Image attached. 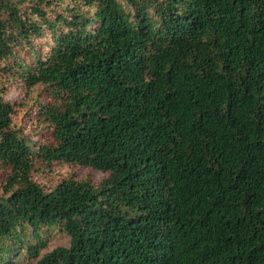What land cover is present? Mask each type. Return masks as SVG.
Here are the masks:
<instances>
[{"label":"trees","instance_id":"obj_1","mask_svg":"<svg viewBox=\"0 0 264 264\" xmlns=\"http://www.w3.org/2000/svg\"><path fill=\"white\" fill-rule=\"evenodd\" d=\"M0 172V264H264V0H0Z\"/></svg>","mask_w":264,"mask_h":264},{"label":"rangeland","instance_id":"obj_2","mask_svg":"<svg viewBox=\"0 0 264 264\" xmlns=\"http://www.w3.org/2000/svg\"><path fill=\"white\" fill-rule=\"evenodd\" d=\"M22 94H23L22 91L17 90L15 86L11 87L8 91L7 100L9 102L19 103L22 101L21 100ZM16 109L18 110V108ZM15 120L18 123L22 122L25 124V122L28 121V118L25 117V112L21 110L18 116L15 118ZM72 172H75L77 176H79L80 178L93 177V179L96 182H99L102 178L105 177V175H103L102 173L95 171V170H91L89 168L86 169V168L75 167L72 169V168L57 167L56 171L53 174H50L48 176L46 175L41 178L44 182H49V180H51L53 181V183L51 184H54L55 181L60 180L61 178L65 177L67 174H71ZM0 178H1V172H0ZM43 236L47 240V249L43 251V254L50 252L53 249L60 247V246L68 247L70 244V237L60 228L52 229L49 233H44ZM16 257L17 255L14 254L12 258L9 260L8 264H28L29 263L27 259H24L20 263L19 262L17 263Z\"/></svg>","mask_w":264,"mask_h":264}]
</instances>
